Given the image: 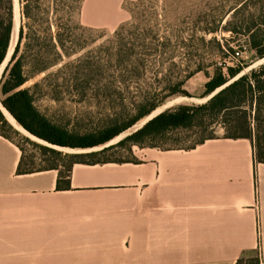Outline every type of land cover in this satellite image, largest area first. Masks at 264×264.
Returning a JSON list of instances; mask_svg holds the SVG:
<instances>
[{
  "label": "crops",
  "instance_id": "obj_1",
  "mask_svg": "<svg viewBox=\"0 0 264 264\" xmlns=\"http://www.w3.org/2000/svg\"><path fill=\"white\" fill-rule=\"evenodd\" d=\"M88 0L83 18L114 27L123 0ZM0 135V264H264V162L248 138L140 149L138 162L74 163L17 173Z\"/></svg>",
  "mask_w": 264,
  "mask_h": 264
},
{
  "label": "trees",
  "instance_id": "obj_2",
  "mask_svg": "<svg viewBox=\"0 0 264 264\" xmlns=\"http://www.w3.org/2000/svg\"><path fill=\"white\" fill-rule=\"evenodd\" d=\"M18 3L21 6L20 25L10 59L0 78V93L3 96L1 104L25 130L52 145L90 149L106 144L138 120L148 116L168 97L185 95L184 82L196 71L202 70L207 78L201 97L213 94L199 104L169 106L117 142L99 149L79 153L62 152L26 138L37 147L38 157L44 165L35 167L33 155L27 159L24 147L15 143L20 149L17 173L54 168L58 170L57 187L68 188V178L74 163L138 162L135 157H114V150L124 148L130 151L133 144L140 146L148 142L147 139L173 130L209 128V135L186 146L160 147L148 142L150 146H158L160 149H190L206 139L217 137L213 136L216 126L224 129L223 137L250 139L253 159L264 162V60L251 66L264 58V0H238L224 10V13H228V19L221 28L235 35L242 34L245 38L242 42L233 37L224 38L223 42L215 36L207 39L206 43L216 46L212 56L220 58L219 61L210 59L208 66L212 68L211 73L206 70L207 67L197 63L192 73L157 77V72L152 71L151 65L156 64L157 53L172 47L171 39L160 40L156 30L136 24L133 28L138 31L124 33L122 31L125 25L121 24L104 42L84 50L75 58L65 61L54 72L45 74L26 87L21 86L28 79L57 65L63 55L68 58L84 49L85 45L80 43L68 49L65 37L73 42L74 35L71 33L63 36L61 31V27H71L73 15L80 12L83 0H19ZM51 7L57 16L52 20L49 16ZM35 8L44 14L46 26L42 27L33 18L32 10ZM14 22V0H0V64L8 51ZM53 25L54 30H51ZM197 29L204 33H214L217 26ZM197 39L205 42L202 35ZM190 40L188 35L178 41V45L183 48L180 60L185 64L189 59ZM246 51L251 53L250 61L239 58ZM227 57H234L236 60L227 63ZM50 77L62 79L66 90L75 98L91 97L111 103L117 101L120 108L111 109L113 114L98 127L83 132L70 131L53 123L34 104V89ZM150 79L157 81L154 83ZM5 128H11V125L0 110V135L10 140L4 133ZM59 158L68 160L59 163ZM243 256L237 258L235 264H239ZM255 261L256 264H261L259 257Z\"/></svg>",
  "mask_w": 264,
  "mask_h": 264
},
{
  "label": "rangeland",
  "instance_id": "obj_3",
  "mask_svg": "<svg viewBox=\"0 0 264 264\" xmlns=\"http://www.w3.org/2000/svg\"><path fill=\"white\" fill-rule=\"evenodd\" d=\"M237 1L238 0H123V2L121 3L123 19L114 27L100 25L91 26L89 24H86L83 18V9H81L80 12L73 15L71 27H61V31H63L64 33L63 36H69L71 35V33L74 35L73 42L69 41V39L65 37V44L67 45L68 49L73 48L78 43L84 44V49L68 58L63 55V59L57 65H54L48 70L37 74L33 78L28 79L21 87L31 85L34 81L39 80L45 74L54 72L57 67L63 64L65 61L73 59L81 54L84 50L95 47L104 42L106 39L112 36L114 30L121 24L125 25L122 31L124 33L127 32L128 34H130L131 32L135 33V31H138L137 29L133 28V25L136 24L141 25L142 27H151V30L153 31L156 30L158 32L157 35H159L160 40L171 39L170 43L172 47H167L165 48V51L157 53V56L155 58L158 60L154 66L151 65L152 71L157 72V77H167L169 76V74H172L171 77H173L178 73H192L197 66V63L199 65L207 67L206 70L211 73L212 68L208 66L210 59L219 61L220 58L212 56V53L215 51L214 49H216V46L210 43H206L207 39L215 36L218 40L223 42L224 38L233 37L235 39L238 38V42H242L245 38V36H243L242 34L235 35L230 31L223 30L221 28L228 19V13H224V10L228 9ZM84 2L85 0H83V4ZM91 2V0H88L86 9L89 8ZM14 3H16V0H14ZM20 7L21 6L19 3L18 12L21 9ZM51 9L52 11L49 12V16L52 20L57 16H55L56 13H54L52 7ZM32 11L33 18L37 21V23H39L42 27L46 26L44 14L37 8ZM19 18L21 19V11L20 17L18 13L15 14L14 29L12 32L9 47L7 49H10L8 57L10 56L17 40L18 29L20 25ZM63 21L66 22L65 20ZM215 25L217 26V30L214 33H204L203 31L197 29V27L201 28ZM130 27L132 29H130ZM25 29L27 30V28ZM51 30H54V25L51 27ZM188 35L191 38V45L188 48L189 59L187 60V64H185L182 60H180L181 57H183L180 52L183 50V48L178 45V41L183 36ZM201 35L205 40V42L203 43L200 42L199 39H197V37ZM25 40L26 39L24 38L23 41ZM23 46L24 45L22 44V49ZM168 57L172 58L170 59ZM239 58L250 61L252 56L250 52L246 51L242 53ZM235 60L236 58L234 57L225 58V61L227 63H232ZM258 63L260 62L255 61L251 66H254ZM1 67L2 66H0V69ZM4 67L5 63L0 72V78L2 76ZM151 80L154 83H156L157 81L155 79H150V81ZM206 80L207 78L202 70L193 72L185 80L183 85L186 94L168 97L157 108L159 110H162L176 104H199L206 101L208 99V96L201 97L204 89L203 85ZM66 89V84L64 83V81H62V79L50 77L47 81H45L44 84L34 89L33 97L34 104L40 112H42L53 123L70 131L83 132L93 129L94 127H98L102 125V123H104L106 119L113 114V111L111 109L115 108V110H118L120 108L117 101H115V103H111L107 100L102 99L94 100L91 97L78 99L75 98V96H73ZM2 97L3 96L0 93V110L6 118L7 122L11 125V128L4 129V133L7 134L11 141L24 147L27 159L31 155H33L35 167L44 165V162H41V159L38 157L37 147L26 140V138L36 143L52 146L62 152L79 153L89 151L91 149L59 147L56 145H52L45 140L29 133L21 125H19L8 112H4L2 110ZM155 110L150 114H153ZM148 116L138 120L130 128L121 132L107 143H115L125 135L136 130L148 119ZM210 132L211 130L209 128L206 129L194 127L191 129L169 131L156 138L147 139L146 141L155 143L160 147L173 145L186 146L202 136L209 135ZM224 133L225 131L221 126H216L213 129V136H222ZM148 142H144L140 146L133 144L130 151L124 148H118L114 150V157L125 159L134 157L137 158V155L140 153V149L152 147ZM93 148L95 149V147ZM156 148H158V146H156ZM66 160L68 159L59 158L58 162L62 163ZM256 257H259L258 252L246 253L244 254L239 264H256Z\"/></svg>",
  "mask_w": 264,
  "mask_h": 264
},
{
  "label": "water",
  "instance_id": "obj_4",
  "mask_svg": "<svg viewBox=\"0 0 264 264\" xmlns=\"http://www.w3.org/2000/svg\"><path fill=\"white\" fill-rule=\"evenodd\" d=\"M18 15H19V17H20V11L18 12ZM19 19H20V18H19ZM5 57H6V55H5ZM5 57H4V59H5ZM4 59H3V60H4ZM9 59H10V56L7 58V61L5 62V65L7 64V62H8ZM263 60H264V58H261V59H259L258 61H259V62H262ZM2 62H3V61H2ZM2 62H1V63H2ZM214 92H216V91H214ZM212 94H213V93H212ZM212 94H210V95L208 96V98H209ZM2 107H3V106H2ZM3 108H4V107H3ZM4 109H5V108H4ZM5 110H6V109H5ZM162 110H164V109H162ZM162 110H159V111L156 112V113L150 114V115L148 116V119H150L151 117H153V116L156 115L157 113L161 112ZM6 111H7V110H6ZM7 112H8V111H7ZM8 113H9V112H8ZM9 114H10V113H9ZM10 115H11V114H10ZM148 119H147V120H148ZM147 120H146V121H147ZM146 121H145V122H146ZM145 122H144V123H145ZM144 123H143V124H144ZM108 144H109V143H107V144H105V145H103V146H106V145H108ZM103 146L95 147V149H99V148H101V147H103ZM90 150H94V148H91Z\"/></svg>",
  "mask_w": 264,
  "mask_h": 264
},
{
  "label": "bare ground",
  "instance_id": "obj_5",
  "mask_svg": "<svg viewBox=\"0 0 264 264\" xmlns=\"http://www.w3.org/2000/svg\"><path fill=\"white\" fill-rule=\"evenodd\" d=\"M18 5H19L18 0H16V3H14V20H15V14L18 13V10H19ZM14 24H15V22H14ZM9 53H10V49L8 50V52H7V54H6V57H5V59L3 60V62L1 63L0 66L3 67L4 63L7 61V58H8ZM2 67H1V69H0V72H1V70H2ZM2 110H3L4 112H7L4 108H2ZM158 110H159V109L157 108V109L155 110V112H157ZM155 112H154V113H155Z\"/></svg>",
  "mask_w": 264,
  "mask_h": 264
},
{
  "label": "built area",
  "instance_id": "obj_6",
  "mask_svg": "<svg viewBox=\"0 0 264 264\" xmlns=\"http://www.w3.org/2000/svg\"><path fill=\"white\" fill-rule=\"evenodd\" d=\"M257 252H258V255H259V252H260L259 245L257 246Z\"/></svg>",
  "mask_w": 264,
  "mask_h": 264
}]
</instances>
